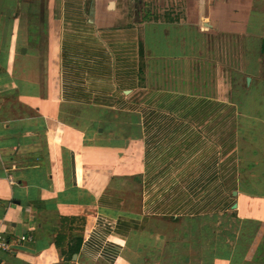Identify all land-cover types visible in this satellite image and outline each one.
<instances>
[{"label": "crops", "instance_id": "crops-1", "mask_svg": "<svg viewBox=\"0 0 264 264\" xmlns=\"http://www.w3.org/2000/svg\"><path fill=\"white\" fill-rule=\"evenodd\" d=\"M136 1L0 0V263L264 264V0Z\"/></svg>", "mask_w": 264, "mask_h": 264}, {"label": "rangeland", "instance_id": "rangeland-1", "mask_svg": "<svg viewBox=\"0 0 264 264\" xmlns=\"http://www.w3.org/2000/svg\"><path fill=\"white\" fill-rule=\"evenodd\" d=\"M181 2L175 0H137L135 2L138 17L145 16L150 20H158L163 17L171 16L172 18L181 17Z\"/></svg>", "mask_w": 264, "mask_h": 264}, {"label": "built area", "instance_id": "built-area-1", "mask_svg": "<svg viewBox=\"0 0 264 264\" xmlns=\"http://www.w3.org/2000/svg\"><path fill=\"white\" fill-rule=\"evenodd\" d=\"M21 239H25V237L22 236ZM8 249H9L8 241L4 237L0 236V250L8 251ZM0 264H2V263H0Z\"/></svg>", "mask_w": 264, "mask_h": 264}]
</instances>
